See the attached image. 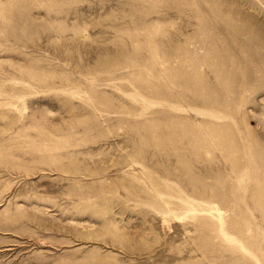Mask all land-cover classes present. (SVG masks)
<instances>
[{"label": "rangeland", "instance_id": "obj_1", "mask_svg": "<svg viewBox=\"0 0 264 264\" xmlns=\"http://www.w3.org/2000/svg\"><path fill=\"white\" fill-rule=\"evenodd\" d=\"M0 264H264V0H0Z\"/></svg>", "mask_w": 264, "mask_h": 264}]
</instances>
